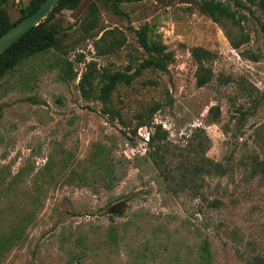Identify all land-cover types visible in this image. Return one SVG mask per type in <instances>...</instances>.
<instances>
[{
    "label": "rangeland",
    "instance_id": "1",
    "mask_svg": "<svg viewBox=\"0 0 264 264\" xmlns=\"http://www.w3.org/2000/svg\"><path fill=\"white\" fill-rule=\"evenodd\" d=\"M29 1L8 0L11 23ZM198 1L127 0L116 14L79 0L49 21L59 50L0 78V264H264V13L257 0H219L235 14L220 26ZM143 26L173 60L119 86L125 125L109 122L79 81L88 64L131 74ZM194 48L213 54L204 87ZM151 106L165 166L193 155L188 137L196 146L202 130L223 175L166 184L146 156L152 128L133 133Z\"/></svg>",
    "mask_w": 264,
    "mask_h": 264
},
{
    "label": "trees",
    "instance_id": "2",
    "mask_svg": "<svg viewBox=\"0 0 264 264\" xmlns=\"http://www.w3.org/2000/svg\"><path fill=\"white\" fill-rule=\"evenodd\" d=\"M45 0H30L27 7L21 10L20 18L11 23L10 17L6 11L8 0H0V36L11 28L13 25L21 21L23 18L34 13ZM114 13L119 14V5L127 0H101ZM79 4V0H60L54 12L38 26L31 29L27 34L10 46L0 56V78L7 72L14 69L22 60L33 57L40 53L50 50H59L61 46L60 29L56 26L49 25V21L55 12L60 9H75ZM199 9L203 14L209 17L213 22L224 25V21H234L235 14L230 7L219 0H199ZM257 6L264 13V0H257ZM94 20L90 21V24ZM93 27V25L91 26ZM137 42L143 50V59L129 74L127 72H110L107 70L97 71L92 68L93 64H88V72H85L78 84L81 95L84 98L94 97L102 108L101 113L109 122L118 121L121 125H125L121 110L113 105V94L119 86H129L134 78L138 77L144 71H155L165 73L173 60V54L167 51L166 47L157 39L151 37L147 32L146 26L139 30H135ZM230 38V36H228ZM230 41L235 49L240 44ZM191 55L196 65L195 80L197 87H204L213 79V71L209 64L213 60V54L202 48H194ZM157 108L151 106L146 108L144 112L137 113L135 116L136 129L140 127H150L152 132L149 134L147 142L146 156L158 171L161 178L166 184H173L178 181H192L196 178H204L215 175H223V166L205 156V150L209 144V139L205 132L200 130L201 142L194 146L195 133L188 137V143H192L191 153L185 160L179 159L175 167L168 168L165 166L164 153L169 147L167 141V133L162 130L161 125L153 124V115ZM213 119L218 118L216 109L210 110ZM204 139V140H202ZM205 145H202L204 144Z\"/></svg>",
    "mask_w": 264,
    "mask_h": 264
},
{
    "label": "water",
    "instance_id": "3",
    "mask_svg": "<svg viewBox=\"0 0 264 264\" xmlns=\"http://www.w3.org/2000/svg\"><path fill=\"white\" fill-rule=\"evenodd\" d=\"M60 0H45L31 15L23 18L0 36V56L31 29L47 19L58 6Z\"/></svg>",
    "mask_w": 264,
    "mask_h": 264
}]
</instances>
